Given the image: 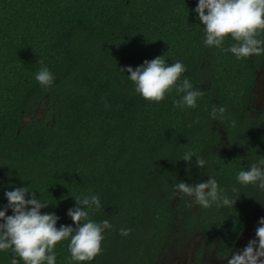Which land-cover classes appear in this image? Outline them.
<instances>
[{
	"label": "trees",
	"instance_id": "16d2710c",
	"mask_svg": "<svg viewBox=\"0 0 264 264\" xmlns=\"http://www.w3.org/2000/svg\"><path fill=\"white\" fill-rule=\"evenodd\" d=\"M197 6L198 0H0V210L7 191L28 187L49 205L42 214L60 218L57 228L75 227L67 215L74 198L96 195L101 209L89 219L112 225L94 260H71L65 240L54 249L56 264H144L167 241L177 211L184 217L188 210L206 234L231 239L261 210L264 190L236 177L264 159V110L251 115L264 53L237 59L206 46ZM234 43L226 37L222 48ZM161 56L185 65L177 85L187 78L205 93L195 108L175 107L183 93L174 89L160 102L145 100L119 69ZM43 67L54 76L47 89L35 79ZM213 106L227 109L222 121L211 118ZM216 123L239 151L219 150ZM189 151L191 164L182 160ZM208 175L237 202L199 206L197 221L192 198L177 196L174 185ZM122 228L132 231L121 236ZM13 258L24 264L11 249L0 251V264Z\"/></svg>",
	"mask_w": 264,
	"mask_h": 264
},
{
	"label": "clouds",
	"instance_id": "9594fccd",
	"mask_svg": "<svg viewBox=\"0 0 264 264\" xmlns=\"http://www.w3.org/2000/svg\"><path fill=\"white\" fill-rule=\"evenodd\" d=\"M198 19L204 28V43L206 46H216L222 51H230L237 59L248 58L252 55L264 53V39L258 36L264 32V0H198L195 9ZM232 37L237 43L230 48H222L226 37ZM157 57L151 61L145 60L142 66L133 69L119 68L121 72L129 73L128 78L135 84V91L145 100L160 102L166 93L173 89L183 93L181 99L174 102V106L195 108L197 99L204 96V92L193 89L189 79H183L177 85L181 74L187 69L177 61L169 65L163 58ZM35 79L44 88H50L54 76L47 67H43L35 74ZM227 109L223 106H213L211 118L222 121ZM199 123V119L195 121ZM191 127V125H189ZM195 154L186 152L183 161L191 164ZM206 160L196 158V166L204 168ZM205 182L188 184L180 181L174 185L176 195L192 198V202L203 208L213 204L231 207L233 203L220 188L215 176L208 175ZM237 181L242 185H256L264 190V159L253 163L248 170L238 172ZM236 191L235 188L232 189ZM31 193V198L28 194ZM8 204L0 210V251L11 249L16 257L24 264H56L54 249L62 241L69 240L68 248L73 261H92L102 251V235L105 230L111 229L109 219L94 222L89 219V212L100 210V199L96 195L76 197V207L68 210L67 215L74 222L75 227L61 225L57 228L60 219L54 213L42 214V209L49 207L47 203L37 198L36 192H30L28 187L16 188L5 193ZM264 205V204H262ZM11 209L13 215H8ZM131 229L122 228L121 236H128ZM11 264H19L13 258ZM227 264H264V218L259 220L255 231V238L251 239L242 250H233L227 259Z\"/></svg>",
	"mask_w": 264,
	"mask_h": 264
},
{
	"label": "flooded vegetation",
	"instance_id": "af4514ba",
	"mask_svg": "<svg viewBox=\"0 0 264 264\" xmlns=\"http://www.w3.org/2000/svg\"><path fill=\"white\" fill-rule=\"evenodd\" d=\"M261 75L264 76V69L262 68L258 71L252 89V116H259L264 110V86L262 105H256L255 102L257 85L260 83ZM216 125L222 135L221 139L224 141L223 144H220L219 150L228 152L239 151L236 145L227 140L226 132L222 125L218 123ZM194 210L193 214H198L199 206L195 205ZM185 212L189 214L188 210H185ZM185 212L182 213L184 217L181 216L180 211L175 212L176 218L167 234V241L162 246H158V251L154 255L149 256V258L146 257L147 263L144 264H227V259L231 257L233 250H242L251 239L255 238L259 220L264 218V208L262 210L258 209L255 217L239 231L238 235L229 239L226 232L219 234L212 231L206 234L201 230L202 226L192 223V218H188ZM196 216L198 217L199 215ZM200 220L201 218L198 217L197 221ZM161 233L159 232L158 234L161 235ZM173 238L175 239L171 242L173 243L171 247L169 243ZM177 238H180L181 241L177 240ZM176 242H182V244ZM179 248H181L180 255L178 253Z\"/></svg>",
	"mask_w": 264,
	"mask_h": 264
},
{
	"label": "rangeland",
	"instance_id": "374dc122",
	"mask_svg": "<svg viewBox=\"0 0 264 264\" xmlns=\"http://www.w3.org/2000/svg\"><path fill=\"white\" fill-rule=\"evenodd\" d=\"M263 86H264V76L261 75V78H260V83L257 85V91H256V98H255V102H256V105H262V96H263ZM258 206L261 208V210L264 208V199H259L258 200ZM255 228H256V224H255ZM175 238H173L172 241H170V246L173 244L171 242L174 241ZM177 240L181 241L180 238H177ZM176 241V240H175ZM178 244H182V242H176ZM172 247V246H171ZM174 247V246H173ZM181 251V248L178 249V253L180 255V252Z\"/></svg>",
	"mask_w": 264,
	"mask_h": 264
}]
</instances>
